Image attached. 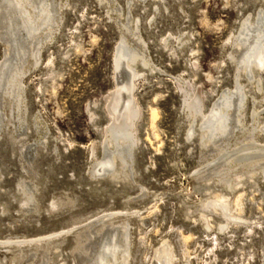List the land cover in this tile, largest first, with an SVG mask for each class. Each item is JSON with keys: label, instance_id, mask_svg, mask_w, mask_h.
Instances as JSON below:
<instances>
[{"label": "rangeland", "instance_id": "obj_1", "mask_svg": "<svg viewBox=\"0 0 264 264\" xmlns=\"http://www.w3.org/2000/svg\"><path fill=\"white\" fill-rule=\"evenodd\" d=\"M55 2L58 17L51 40L44 35L34 45L19 40L27 54L16 55L10 28L0 16V73L10 72L1 67L4 62L8 66L15 61L26 71L18 97L0 90V240L31 241L22 247L0 245V262L89 264L100 252L98 243L112 239L118 251L127 246L130 264H149L162 243L171 249L172 264H264V181L259 173L251 176L257 186L245 183L238 188L247 227L240 225L223 234L215 214L211 229L203 224L199 213L205 211L202 202L207 192L197 173L205 163L196 136L187 139L182 91L183 87L200 92L204 113L223 91H235L236 65L229 54L234 49L237 58L241 49L230 48V42L239 36L244 18L257 21L259 12L264 17V0ZM133 20L152 67L147 71L136 62L134 69H141L133 89L140 107L132 133L136 148L115 149L129 157V180L112 181L100 177L102 171L96 169L113 149L107 144L106 107L109 92L122 74L113 70L112 60L122 25L132 27ZM179 31L191 36L190 43L184 51L170 50L164 40L170 38L174 44ZM124 32L131 43H138L129 35L134 29ZM33 47L38 59L32 56ZM259 74L261 90L247 92L246 127L251 125L254 92L257 111L264 113V69ZM1 82L5 84L4 79ZM261 113L259 139L264 142ZM245 171L241 179L248 180ZM209 187L218 192L215 182ZM25 189L33 196L28 197ZM104 213H114L107 218L117 223L104 224L95 234L89 232L83 244L91 243L85 252L74 249L76 235ZM120 222H126L127 229ZM53 240L59 241L47 244ZM44 243L46 249L32 250ZM18 247L23 252L12 262V250Z\"/></svg>", "mask_w": 264, "mask_h": 264}, {"label": "bare ground", "instance_id": "obj_2", "mask_svg": "<svg viewBox=\"0 0 264 264\" xmlns=\"http://www.w3.org/2000/svg\"><path fill=\"white\" fill-rule=\"evenodd\" d=\"M1 1L3 3L0 2V16L6 20V23L10 28L9 32L12 35L13 42L16 43V55L19 56V54H27L25 45L21 44L19 40L23 41L22 43H26L27 45H34L38 42L40 43L39 40L42 35H44V39L51 40L53 25L56 24V17H58L56 14V12L58 13V11H56L58 8L56 6L55 0ZM98 2L101 4H106L108 0H98ZM60 8L61 7H59V10H61ZM116 14L117 17L120 16H118V12H116ZM111 16L112 15H109V17ZM123 17H125V15H123ZM243 20L244 22L241 27V31H239V36L235 39L233 38L230 42V48L235 47L241 49V54L237 58H235L236 56L234 57V49V51L232 50V53L229 54L230 61L233 60L236 65V72L234 74L236 82L235 91L229 89L223 91L220 98H218L214 105H211L207 113H204L202 110L203 104L201 93H192L188 89L182 87L184 95L183 114L185 119H187V139H191L194 135L196 136V139L195 137L194 139L197 140V146L200 148L201 158L205 163L204 165H201L198 173L196 171L201 180L204 182L206 187H204L205 192H207V196L205 197L204 202H202V206L205 211H201L199 215H201L206 229H211L213 225L211 222V215H217L221 219V221L217 224L222 233H232L231 231L239 228L240 225L243 227L248 226L246 225L248 219L245 218L241 213L242 200H240V195L242 196V193L238 191L239 186L243 184L245 185V183H249L251 187L257 186L256 182L251 178V176L255 173H259L262 177V180L264 181V142L259 139V132L263 131L261 130L262 127H259V124L263 118L260 116L261 112L259 111V113L257 111V107L255 106L256 103L259 104L257 101H254V95H256L255 92L254 95L250 96L253 102V106L250 111L251 125L246 127L244 120L246 117L245 112L247 110H244L245 105L247 104V92L250 89L260 91L261 86H263V81L261 80L262 77L259 73L261 69H264V17L263 14H260L259 12L257 21L253 20L252 18L249 19L248 17L244 18ZM126 24L122 25L123 30L125 32H130V30L134 29V32H130L129 35L135 38L138 43H131L129 41L130 39L125 37L123 31L120 34L119 45L114 50L112 67L115 72L122 74V79L121 81L117 80L116 85L109 92V97L107 99L106 109L110 117V126L108 125V127H106L107 144L110 145L111 148L113 147V149L111 151L110 157H107L97 163L100 165V167L99 169H96L97 173L102 171L100 177H104L112 181L113 179L127 180L129 175V169L127 167L129 157L122 151H117L115 149L122 145L124 147L131 146L136 141L132 133L134 131L135 122H137V119H139L138 116L140 115V107L136 105L133 89L135 90V79L141 74L140 68L136 70L134 69L136 62H139L137 63L138 67L143 66V69L146 68L147 71H150L152 67L149 64L146 52H144L145 49H142L144 46H141L143 40L138 35V25L135 23V21V25L133 24L132 27H129V25ZM21 30H25L24 34L22 32L23 35L20 33ZM189 37L191 38L189 34L187 36L186 33L179 31L178 37L175 39L174 44L170 42V38H166L164 42L170 50H173V48L181 50L185 48L184 46L186 44L189 45L190 42L187 43L189 41ZM34 40L35 43H33ZM37 52L38 50H35L33 47L32 56H34V58L38 56ZM6 53H8L7 50ZM18 64L19 63L16 61L14 64H10L8 66L5 62L2 64L1 67L4 66L5 68H9L10 71L7 75H5L3 72L0 73V80L3 81L4 79L5 81V84H0V90L2 94L4 91H6L7 95L18 97V91H20L19 83L21 82L20 78L23 77L22 75L26 72L24 71L25 67H19ZM239 77H241V79L243 77L247 85L242 84L238 80ZM1 81L0 83H2ZM6 86H8L7 89H5ZM22 90L23 89H21V91ZM262 94L260 93V95ZM262 113L261 115H264V113ZM240 133H242L241 136H239ZM10 138L12 137L10 136ZM189 141L190 140H188V142ZM128 151H130V149ZM210 163L213 164L209 165ZM242 170H246L245 172L249 176V182H247L248 180L241 179ZM214 182L219 187L218 192L211 190V187H209L210 183ZM25 190L27 191L28 197L33 196L32 192H30L28 189ZM32 202L34 201H31V203ZM111 215H114V213L101 214V216L97 218V223H93L92 226L87 225L84 231L77 234L75 238L74 249L85 252L88 249V244L91 243L88 241L86 245L83 244L84 241L88 240L89 232L92 233L93 231L95 234L100 231L104 224L113 226L115 223H117V221H112V219L109 217L107 218V216ZM105 217L107 218L106 220L103 219ZM119 224L122 229L126 228V222H120ZM93 236L94 235H92V237ZM114 238L116 237L114 236ZM57 241L59 240L48 241L47 244H54ZM30 242L31 241L25 239H7L0 240V245L4 247L5 244L8 245L13 243L15 246H21V244H30ZM45 244L46 243L43 245H35L32 250L37 251L38 248L46 249L47 244ZM56 244L60 243L58 242ZM98 247L100 252L95 253L93 259L88 261L89 264H130L131 259L130 261L128 260L130 252L128 251V248H126L127 246L124 248L122 246L123 249H119L120 251H118L117 243L115 244V242L111 239L98 243ZM12 251H14V253L12 252L13 254L10 261L13 262V259H16V257L23 251L20 247ZM87 254L88 251L86 255ZM149 259V264H172L173 258L170 247L167 244L162 243L161 246H158V249H156L149 257ZM0 264L2 263L0 262Z\"/></svg>", "mask_w": 264, "mask_h": 264}]
</instances>
